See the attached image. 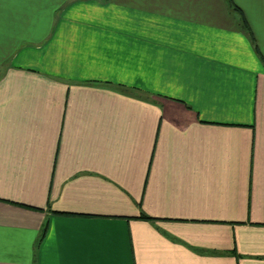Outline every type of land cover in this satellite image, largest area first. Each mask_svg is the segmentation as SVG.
I'll list each match as a JSON object with an SVG mask.
<instances>
[{
    "label": "crops",
    "instance_id": "0c3cea01",
    "mask_svg": "<svg viewBox=\"0 0 264 264\" xmlns=\"http://www.w3.org/2000/svg\"><path fill=\"white\" fill-rule=\"evenodd\" d=\"M0 264H264V0H0Z\"/></svg>",
    "mask_w": 264,
    "mask_h": 264
},
{
    "label": "trees",
    "instance_id": "16d2710c",
    "mask_svg": "<svg viewBox=\"0 0 264 264\" xmlns=\"http://www.w3.org/2000/svg\"><path fill=\"white\" fill-rule=\"evenodd\" d=\"M44 230L46 229V227L43 228Z\"/></svg>",
    "mask_w": 264,
    "mask_h": 264
}]
</instances>
